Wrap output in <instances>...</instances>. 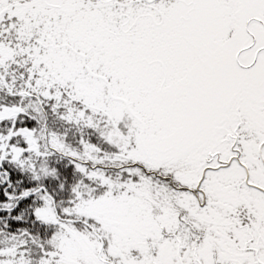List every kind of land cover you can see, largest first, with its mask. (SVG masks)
Segmentation results:
<instances>
[{
    "label": "snow or ice",
    "instance_id": "obj_1",
    "mask_svg": "<svg viewBox=\"0 0 264 264\" xmlns=\"http://www.w3.org/2000/svg\"><path fill=\"white\" fill-rule=\"evenodd\" d=\"M0 264H264V0H0Z\"/></svg>",
    "mask_w": 264,
    "mask_h": 264
}]
</instances>
